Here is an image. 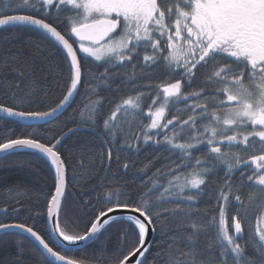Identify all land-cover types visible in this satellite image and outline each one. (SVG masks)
Masks as SVG:
<instances>
[{
	"label": "snow or ice",
	"instance_id": "6c2138e0",
	"mask_svg": "<svg viewBox=\"0 0 264 264\" xmlns=\"http://www.w3.org/2000/svg\"><path fill=\"white\" fill-rule=\"evenodd\" d=\"M11 29L40 30L55 41L63 50L67 75L61 95L45 107L49 90L26 71L21 54H6L0 73L10 69L17 79L0 80L13 100L0 103V120L51 122L70 106L86 81L96 82L89 85L93 93L101 85L110 87L116 69L135 68L134 58L141 52L143 66L163 64L179 78L156 85L155 94L153 85L145 84L144 90L122 98L106 118L101 112L103 98L88 96L78 112L80 120L73 121L76 127L59 137L45 141L38 132L17 136L10 130L0 139V153L32 150L54 171V190L45 212L36 214L45 215L51 229L46 239L27 222L0 221V232L26 233L47 264H102L72 254L70 246L99 239L114 225L123 229L114 264H146L149 256L153 264H264V0H9L0 11V30ZM83 58H91L103 70L91 73ZM202 67L210 68L204 86L186 92L185 86L191 87ZM129 79L134 83V77ZM146 94L150 103L145 110ZM37 99L39 104L33 107ZM189 100L186 117L169 118L170 105ZM141 113L149 122H142L140 131L128 138L133 142L125 141L117 151L164 145L179 155V162L170 161L166 173L157 169L167 177L164 184L153 180L140 192L119 186L106 189L103 206H93L86 230L69 229L61 221L68 189L62 141L79 128L93 132L105 145L110 166L115 141L132 122L128 118ZM201 148L205 153L194 157ZM116 160L120 162L119 155ZM79 163L83 167L84 161ZM221 165L224 176L214 185L217 196L214 214L209 215L198 208V201ZM129 167L125 160L122 168ZM147 170L148 166L141 172ZM245 186L250 189L246 196ZM170 203L175 206L167 207ZM15 205L0 211L19 214L23 203L17 199ZM157 232L164 238L163 246L153 253L149 235ZM53 236L55 242L50 243ZM129 237L134 240L124 251Z\"/></svg>",
	"mask_w": 264,
	"mask_h": 264
},
{
	"label": "trees",
	"instance_id": "16d2710c",
	"mask_svg": "<svg viewBox=\"0 0 264 264\" xmlns=\"http://www.w3.org/2000/svg\"><path fill=\"white\" fill-rule=\"evenodd\" d=\"M8 3L9 0H0V11H3ZM51 19L56 21V15L53 14ZM63 19L64 14H61L60 20ZM60 27L63 30L67 29L66 24H61ZM17 53L21 54V64L27 66L26 71L32 74L41 88L49 90L50 96L45 98L47 103L44 106H52L63 92L67 75L63 50L40 30H0V61L5 58L6 54ZM142 55L143 52L139 57L134 58L135 68L123 65L116 69V72L112 74L113 83L110 87L101 85L93 93L89 85H95L96 82L91 79L86 81L79 89V93L70 108L49 124L29 127L8 118L0 120V139L6 137L10 130H13L17 136L38 132L45 141L53 136L59 137V135L67 132L68 128L76 127V123L73 121L78 122L80 120L78 112L87 103L88 96L93 99L96 96L103 98L101 112L102 116L106 118L122 98L135 94L137 90H144L145 84H152L151 91L155 94L156 85L168 79L179 78L170 75L163 64L155 67L143 66ZM82 64L86 70L94 74L103 70L98 68L96 62L92 61L91 58H83ZM209 71V67L199 68L191 87L186 85L185 91H196L204 86ZM130 76L134 77V83L129 79ZM16 79L15 72L10 69L0 73V80L14 81ZM0 103H13L11 95L5 90L3 84H0ZM149 103L150 97L146 94L143 102L145 110ZM186 103H191V100L188 102L180 101L175 107L170 105L169 118L178 114L186 117ZM38 104L39 99L32 106L35 107ZM128 119L132 122L124 125V133L115 141L110 166L106 160L105 145L93 132L84 128H79L82 130L72 133L59 146L68 166V189L63 200L61 221L69 229L80 233L86 230L93 206L95 209L103 206L106 189L119 186L122 189L140 192L151 187L153 180H158L159 183L164 184L167 177L159 175L157 169L166 173L170 161L179 162V155L168 151L167 146L164 145L141 144L138 151L125 149L117 151L125 141L133 142L128 138L132 133L140 131L142 122L143 124L149 122L143 113L139 117L134 119L129 117ZM98 124L102 127L101 121H98ZM205 151L201 148L199 152L194 153V157L203 155ZM117 155L120 157L119 163L116 160ZM81 160L84 161L83 167L79 163ZM125 160L130 165L127 171L122 168ZM146 166H148V170L147 174H144L141 169ZM223 176L224 166L221 165L212 177V184L199 197L198 208L207 210L209 215L214 214L213 209L217 196L214 185L218 184ZM235 182L239 183L238 178ZM93 188L95 191L92 190ZM53 190L54 171L40 154L27 150L17 151L0 159V209L5 206H14L17 199L23 203V208L19 214L13 213L11 210L8 213L0 211V221L27 222L34 225L47 239L50 230L46 217L36 214L45 212L46 200ZM249 190L245 186L242 192L246 196ZM166 206L174 207L175 204L170 203ZM249 219L251 220V217ZM122 231L123 229L119 225H114L109 232H105L99 239L95 238L91 244L82 248H71L72 254L78 257H86L91 261L100 260L102 264H114L121 251L119 237ZM25 237L19 233H7L0 236V264H47L40 252L33 247V241ZM133 240L134 237H129L127 246L123 248L124 251L131 246ZM163 240L164 238L159 232L154 233L153 253L163 246ZM54 242L52 238L50 243ZM248 251L251 255L252 249L250 247ZM146 264H153L151 256H149Z\"/></svg>",
	"mask_w": 264,
	"mask_h": 264
},
{
	"label": "water",
	"instance_id": "95a60500",
	"mask_svg": "<svg viewBox=\"0 0 264 264\" xmlns=\"http://www.w3.org/2000/svg\"><path fill=\"white\" fill-rule=\"evenodd\" d=\"M55 42V41H54ZM56 43V42H55ZM59 46V45H58ZM60 47V46H59ZM78 95V94H77ZM77 95H75L74 96V98H73V100L71 101V103H70V106L72 105V103L74 102V100L76 99V97H77ZM70 106L69 107H67L65 110H62V112L61 113H58L57 114V118L56 119H58L60 116H62L69 108H70ZM3 116V114H0V117H2ZM8 119H11V120H13V121H16V122H19V123H22V124H25V125H31V126H39V125H45V124H49V123H51V122H53L54 120H56V119H54V120H52L51 122H44V121H27V122H24V121H19L18 119H14V118H8ZM78 130H82V129H78ZM72 133H69L65 138H64V140L68 137V136H70ZM63 140V141H64ZM62 141V142H63ZM32 151V150H28V149H19V150H16V152L17 151ZM6 155H8V154H4V153H0V159L2 158V157H4V156H6ZM48 227H49V230L51 229V224L48 222ZM8 233H19V234H22V235H24V236H26L27 237V234L26 233H20L19 232V230H17V229H9L8 230ZM3 234H6V233H3V232H0V236L1 235H3ZM153 236H154V233H150V235H149V242L151 243V245H152V242H153ZM30 240H32V238L31 237H28ZM95 238L96 237H93L92 239H90V240H87V241H82V242H79L77 245H74V246H70L71 248H82V247H84V246H87V245H89V244H91L94 240H95ZM53 239H54V241H55V237L53 236ZM42 251V250H41Z\"/></svg>",
	"mask_w": 264,
	"mask_h": 264
}]
</instances>
